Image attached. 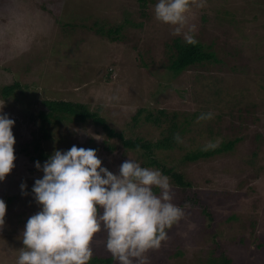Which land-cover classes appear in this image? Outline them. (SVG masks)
I'll return each mask as SVG.
<instances>
[{
    "label": "rangeland",
    "instance_id": "rangeland-1",
    "mask_svg": "<svg viewBox=\"0 0 264 264\" xmlns=\"http://www.w3.org/2000/svg\"><path fill=\"white\" fill-rule=\"evenodd\" d=\"M155 3L141 17L138 0H0V109L14 119L16 141L15 167L0 181V199L7 205L0 264H15L25 223L40 210L32 187L43 172L35 162L48 158H38L37 139L50 153L73 144L95 145L103 166L114 173L128 158L159 168L92 122L53 127L52 138L44 139L40 120L34 119L47 111L46 100L84 103L117 132L151 141L162 139L168 125L146 122L147 112H178L180 123L188 122L183 142L156 158L193 189L181 190L159 168L170 178L173 202L185 208V216L168 229L159 249L147 253L149 264H201L224 250L233 264H264V0H206L202 8L193 6L196 43L216 60L207 57L179 75L168 68L166 45L185 39L155 19ZM124 13L143 27L129 24L116 42L95 25L116 24ZM15 82L21 90L3 99L1 89ZM140 110L145 112L135 122ZM208 111L213 119L197 121ZM230 141L234 148L223 156L186 159L197 149ZM104 142L115 149H105ZM105 241V232L96 234L93 256L112 257Z\"/></svg>",
    "mask_w": 264,
    "mask_h": 264
},
{
    "label": "clouds",
    "instance_id": "clouds-1",
    "mask_svg": "<svg viewBox=\"0 0 264 264\" xmlns=\"http://www.w3.org/2000/svg\"><path fill=\"white\" fill-rule=\"evenodd\" d=\"M205 4L206 0H156L153 11L156 20L195 44L190 12ZM213 118L212 111L202 112L197 121ZM14 124L0 109V181L15 167ZM73 131L88 134L86 129ZM174 140L183 142L179 133ZM35 168L43 172L32 187L40 210L25 223L15 264H88L100 232L106 233L105 247L116 264H149L147 253L159 249L168 239V229L185 216V208L173 202L170 178L135 159L123 161L114 173L103 166L96 149L73 144L54 150L43 164L37 160ZM20 188L26 195V183ZM6 210L0 199V228Z\"/></svg>",
    "mask_w": 264,
    "mask_h": 264
},
{
    "label": "trees",
    "instance_id": "trees-1",
    "mask_svg": "<svg viewBox=\"0 0 264 264\" xmlns=\"http://www.w3.org/2000/svg\"><path fill=\"white\" fill-rule=\"evenodd\" d=\"M141 6V17L147 16L146 10L151 0H138ZM117 22V21H116ZM131 24L133 28H142L143 23L133 22L129 19V15L124 13L123 19L116 24H107L102 21H96L95 25L104 27L108 29L107 31L103 28L100 32L108 37H110L114 42L121 39L125 28ZM69 26V25H68ZM67 26V27H68ZM109 27V28H108ZM168 48V68L174 73V75H179L184 71L188 70L191 66L202 62L205 58L211 57L215 58L213 53L207 54L204 50V45L201 43L189 44L181 41L180 39H175L172 45H166ZM175 50V51H174ZM111 76V75H110ZM108 78H111V77ZM22 84L15 82L11 85H7L1 89V94L3 99H7L13 96L16 91L21 90ZM206 102V100H201ZM200 101V102H201ZM198 103V105L200 104ZM47 111L40 110L37 114V117L34 119H39L41 123L40 130L44 133V139L52 138L49 133L53 127L62 126L65 123L73 124H86L92 122L95 126L101 127L109 138H119L123 146L138 152L141 156L148 162V165H156L160 169L165 170L175 183L182 189H193L190 182H186L185 177L182 174H177L173 169H167L165 166H162L160 161L156 158V153L162 151L163 149H170L177 144V141L174 140V136L179 133L181 136L185 130L188 122L185 120L183 124L180 123V115L177 113H170L166 109H161L154 114L153 112H147L146 122H151L157 124L160 127L162 124L167 123L168 125L165 130V135L162 139L157 141L146 140L142 137L133 138L131 136L127 137L125 132H117V130L110 125L107 119L102 117L98 112L92 111L86 104L80 102H72L65 100H46L43 102ZM144 110H140L138 115L134 117V121H138V116L141 115ZM197 115V114H193ZM136 127V126H135ZM62 132L63 136L68 137L64 131L58 130V133ZM40 139L36 140L35 149L40 150L38 156L39 159L48 158L52 152H47V149H43L40 145ZM42 143V142H41ZM105 143V149L113 150L115 149L114 145H111L109 142ZM235 141H230L228 143H223L221 146H215L213 149H197L191 154L186 156L188 161H203L206 158H212L216 155L223 156L225 153L229 152L234 148ZM90 148L98 150V147L91 145ZM196 194V193H195ZM216 237V236H215ZM90 264H116L113 257L104 258L100 256H93L90 260ZM201 264H233V260L228 256L225 250L217 255L214 251L212 257L207 261H202Z\"/></svg>",
    "mask_w": 264,
    "mask_h": 264
}]
</instances>
